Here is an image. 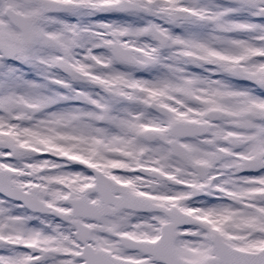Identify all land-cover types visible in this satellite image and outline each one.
<instances>
[{
  "label": "snow or ice",
  "instance_id": "snow-or-ice-1",
  "mask_svg": "<svg viewBox=\"0 0 264 264\" xmlns=\"http://www.w3.org/2000/svg\"><path fill=\"white\" fill-rule=\"evenodd\" d=\"M0 264H264V0H0Z\"/></svg>",
  "mask_w": 264,
  "mask_h": 264
}]
</instances>
